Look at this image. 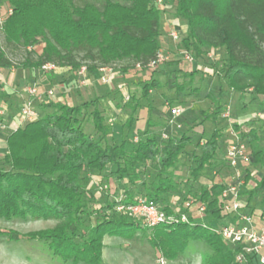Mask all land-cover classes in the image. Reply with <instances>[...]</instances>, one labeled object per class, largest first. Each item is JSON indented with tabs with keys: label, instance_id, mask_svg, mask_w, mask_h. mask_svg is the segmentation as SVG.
I'll return each instance as SVG.
<instances>
[{
	"label": "trees",
	"instance_id": "trees-1",
	"mask_svg": "<svg viewBox=\"0 0 264 264\" xmlns=\"http://www.w3.org/2000/svg\"><path fill=\"white\" fill-rule=\"evenodd\" d=\"M9 1L12 11L2 23L7 42L32 47L43 38L44 46L36 59L28 57L15 63L0 42V70L41 68L50 62L75 72L82 65L93 71L100 65H112L111 62L124 59L133 62L124 71L138 63L145 69L161 49V11L149 0H126L129 3L106 0L102 7L78 0ZM174 1L177 15L188 22L186 46L194 48L195 59L202 60L207 58L206 52L223 48L226 84L235 91L252 90L261 96L260 111L264 110V0ZM81 47L85 54L80 58L76 51ZM159 87L157 80L147 83L145 95ZM206 96L212 103L201 111L200 123L216 124L224 112L223 103L212 92H207ZM57 98L47 101L42 113L35 108L37 119L26 122L6 137L5 159L9 167H0V217L30 215L60 221L52 228L27 234L0 228V235L10 240L22 237L46 240L56 253L72 258L74 263L104 264L106 234L127 236L144 226L138 218L117 211L119 203H134L140 197L128 194L92 208L85 195L89 175L103 173L112 166L108 174L128 175L136 180L139 178L136 167L150 161L157 163L158 180L148 185V197L143 198L155 201L169 214L188 212L186 203L190 199L184 209L161 202L178 186V179L171 177L170 170L192 143L193 135L186 132L169 137L148 135L136 143L121 135L120 139L109 142L108 135L114 124L107 122L97 99L72 105ZM91 106L92 128L100 134L99 138L84 127L83 116ZM137 109L138 106L131 107V115L125 121L130 129ZM261 127H264L262 123L257 129L252 126L244 133V138L240 137L249 146L253 166L264 164ZM222 136V129L215 128L202 142L201 152L193 155L191 174L194 179L213 165ZM225 185L217 182L197 195L195 201L207 207L203 219L189 216L188 222H165L148 227L152 233L151 244L173 260L187 249L191 239L201 238L214 252L208 264H238L235 257L240 247L225 242L220 233L212 229V226L222 225L219 220L225 214L221 196ZM251 193H264V174ZM188 198L193 199L191 195ZM262 204L264 207V195ZM246 211L253 214L248 204ZM92 217L95 223L89 225ZM246 264L260 263L251 256Z\"/></svg>",
	"mask_w": 264,
	"mask_h": 264
},
{
	"label": "rangeland",
	"instance_id": "rangeland-1",
	"mask_svg": "<svg viewBox=\"0 0 264 264\" xmlns=\"http://www.w3.org/2000/svg\"><path fill=\"white\" fill-rule=\"evenodd\" d=\"M78 1L82 3L92 2L101 7L106 2V0ZM114 1L129 3L126 0ZM149 1L152 6L155 4L161 11L160 45L161 49L171 55L170 60L154 71L136 67H131L124 71L128 65L133 63L130 59L111 62L115 71L109 76L108 83L103 84L100 82L98 69L89 72L91 79V84L89 85L101 89L97 92L96 88L90 89L89 85H82L80 82L71 83L73 79L61 80L60 75L65 71L63 70L64 67L59 68L56 72L45 71L42 68H7L0 70V167H9L5 159L7 135L27 122L20 117L23 106L31 103L37 108L39 113H42L44 112L43 105L51 99L63 96L68 103L75 105L77 104L75 100L67 99L72 97V93L80 92V95H82V91L91 90L89 100L97 99L96 102L98 104H100L99 95L103 94L104 96H109L108 98L115 105L119 103L123 108L141 106L139 110L145 108L150 113L153 111L155 115L158 114L154 110L152 103L155 101L156 104L159 103V108H157L159 118L165 121L162 124L164 128L160 132H157L159 129H149L144 134H138L134 129L127 127L125 122H118L112 126V131L108 135L109 142H112V139H120L121 135L122 137H128L134 143L148 136L146 134L169 137L180 136L186 132L193 135L192 143L187 145L180 154L175 168L170 170L171 177L178 179V186L164 197V201L161 202L162 205L170 204L173 207L184 209L185 203L190 199L189 201H193V203H191L192 208H188V216L193 219H203L204 214L201 215L197 209V201H195L198 199L197 195L202 189L211 187L217 182L229 181L237 182L243 203L248 205L251 203L250 208L253 212H255L254 210L261 211L260 207H262L264 193L253 195L251 192L264 174V164L253 166L252 164L240 163L237 168H232L228 163L226 152L230 143L238 137L244 138V133L252 126H255L256 129L260 127L261 120L257 118V113L262 107L263 98L257 96L252 90H246L241 93L231 89L226 84L223 77V65L226 61V54L223 49L221 51L206 52L207 58L196 60L194 64L173 60L175 57H180L184 50L193 52V55L195 53L192 46L189 48L186 46V40L189 37L188 22L185 18L177 15L174 0H163L161 3L158 0ZM11 11L12 5L10 1L0 0V42L4 50L15 63H21L28 57L36 59L44 46L43 38H40V43L32 47L7 42L2 23ZM171 29H179L178 39L173 40L169 37ZM76 52L80 58L85 54V50L82 47ZM209 53H211V56ZM174 62L178 63L174 64ZM204 69H209L208 71L213 73L210 74ZM153 72L158 73V79L149 74ZM191 73L194 74L191 75ZM62 77L64 76L62 75ZM153 80H157L160 83V87L149 90L148 94L145 95V85ZM30 83H38V95L30 96L24 91V87ZM77 84H79V88L76 87ZM70 87H72V90L69 89ZM112 87L114 89L108 91ZM49 89H54V95H48L47 91ZM207 92L215 93L223 103L224 110L229 108L231 113L229 119L221 117L216 124L211 122L200 123L201 109L208 107L212 103L206 96ZM151 95L154 96L153 99ZM104 96H101V98ZM174 107H182L181 115L172 117L171 109ZM92 109L93 106L85 110L83 116L84 127L87 132L93 131L96 138H99L100 134L92 128L90 116ZM137 112L135 113L136 118ZM126 115L121 113L118 117L125 119ZM120 121H122V118ZM133 127L134 123L131 128ZM217 127L223 131V136L220 138V149L216 152L221 158H215L213 165L207 167L199 178L194 179L191 174V170L194 167L192 157L194 154L201 152L202 142ZM262 130H264V127H261L259 132L261 133ZM260 143L264 147V140ZM136 169L139 175L136 180H131L128 175L123 177L118 174L115 175L113 172L108 175L103 173L89 175L90 182L85 195L90 207H100L103 203L124 198L128 194L133 195L135 198L148 197V185L158 180L157 163L156 161H150L145 165H138ZM193 193H195V196ZM190 195L193 199L188 198ZM59 221V219L54 217L45 219L30 215L26 218L0 217V228L13 229L22 234H27L52 228ZM94 223L95 217L88 220L89 225ZM150 235H152L151 229L145 226L127 236L120 237L106 234L103 238L102 256L104 264H208V258L214 253L206 241L201 238H195L189 241L187 249L183 253L170 260L164 256L160 249L155 248L151 244ZM0 264L85 263H74L72 258H65L56 253L50 247L49 241L46 240L27 237H22L20 240H10L4 235H0Z\"/></svg>",
	"mask_w": 264,
	"mask_h": 264
},
{
	"label": "built area",
	"instance_id": "built-area-1",
	"mask_svg": "<svg viewBox=\"0 0 264 264\" xmlns=\"http://www.w3.org/2000/svg\"><path fill=\"white\" fill-rule=\"evenodd\" d=\"M158 2L161 3L163 0H158ZM178 31L179 29H171L169 31V37L173 40L178 39ZM209 55L211 56V53H209ZM181 57L186 62L193 64L196 62L194 55L187 50L182 51ZM170 58L171 55L168 52L160 49L156 58L152 60L145 69L154 71L160 65L170 60ZM136 67L138 69L142 68L140 63H138ZM41 68L45 71L56 72L59 68L63 67L49 62L44 64ZM97 69L100 74V82L103 84L108 83L109 76L114 72V66L110 64L100 65ZM208 70L209 69H206V71ZM76 74L82 85L91 84L89 70L86 65H82V67L76 71ZM24 91L30 96L38 95V83H30L26 85ZM47 92L50 96L54 95V89H49ZM181 113L182 107H174L171 109L172 117H177L181 115ZM230 116L231 113L229 108L225 109L222 118L229 119ZM20 117L27 122L34 121L37 119L38 113L34 105L29 103L22 107ZM257 118L261 120V123L264 126V110L257 113ZM226 156L228 163L232 168H237L240 163L248 165L251 161L249 146L240 137L230 143L227 148ZM225 184L226 185L221 194L224 199L222 212L226 215L231 214L234 221H229L218 226H212V229L220 233L225 242L240 247V250L235 257V261L238 264L248 263L251 256L256 257L260 264H264V225H256L254 214L246 211V204L241 200V191L237 182H228ZM191 203H193V201H188L186 203V206L189 209L192 208ZM197 209L202 215L206 212L207 207L205 204L198 202ZM117 211L138 218L144 226L149 228H153L154 226L165 222H188L190 219L187 213H182L180 215L174 213L169 214L166 211L161 210L155 201L143 197L138 198L134 203H119L117 205Z\"/></svg>",
	"mask_w": 264,
	"mask_h": 264
},
{
	"label": "crops",
	"instance_id": "crops-1",
	"mask_svg": "<svg viewBox=\"0 0 264 264\" xmlns=\"http://www.w3.org/2000/svg\"><path fill=\"white\" fill-rule=\"evenodd\" d=\"M217 50L221 51V48L220 49H217ZM214 51H216V50H214ZM224 53H225V50H224ZM173 60L180 61V62H183V63L186 62L185 60L182 59L181 56L180 57H175V58H173ZM63 70H65V71L62 72L61 75H60L61 80H63V79L64 80L73 79L71 81V83H73V82L74 83H78L79 82L78 77H77V74H76L75 71H71V68H69V67H64ZM204 70L206 71V69H204ZM206 72H210V71H206ZM149 74L150 75H153V77L155 79H158L159 78L158 77V73H154L153 72V73H149ZM210 74H212V73L210 72ZM62 75L64 77H62ZM94 83L97 84L95 81H94ZM115 84H113V86H115ZM91 86L89 85V88L90 89L91 88H96V87H91ZM76 87L79 88L80 87L79 84H77ZM125 88L127 89V87H125ZM69 89L72 90V87H70ZM113 89H114V87H112L111 89L109 88V90L108 89L107 90L108 91H111ZM155 89H158V88H155ZM95 90L97 92H99L101 89L100 88H96ZM90 92H91V90L90 91L89 90L88 91L87 90L86 91H82V95H80L81 94L80 92H77L76 94L75 93H72V97L71 98H67V99H69V100H75L77 102V104H75V105H78V104H81V103H83L85 101H89V99H90V97H89L90 96ZM84 96H87V97H84ZM101 96H104V95L103 94H100L99 95V97H100V104H99V106H100L101 110L104 112L105 117H106V120H107L108 123L115 124V123H118V122H121V123L122 122H125V120H127L128 117L131 115V108H128V107H124L123 108V107H121L122 105H120L119 103H116V105H115L114 103H112V101L110 100V98H108L109 96H104L102 98H101ZM151 96H152L151 98L153 99L154 96L153 95H151ZM110 97H112V96L110 95ZM57 99L64 100L65 97L60 96ZM158 104H156V101L154 103H152V106L154 107V110L157 112L158 115H155V113H153V111H152V113H150L145 108H142L141 110H139L141 108V106H139L138 109H137L138 112L136 114L137 115V118H136V120L134 122V127L132 128V130L134 129V131H136L138 134H144V132H148L149 129L150 130L159 129V131H157V132H160L161 129L164 128L162 124H164L165 121H162V119L159 118L160 116H159V112L157 110V108H159V105ZM209 107H210V105L208 107H206V108H202L201 111L202 110H206ZM128 112H129V115H128ZM121 113L122 114H127L125 116V119L123 117H118ZM121 118H122V121H120ZM150 120H152V121L150 122ZM160 122H162V123H160ZM210 122L211 121H209V122L206 121V123H210ZM259 134H260L261 137L264 136V130H262L261 133H259ZM146 135H149V134H146ZM174 136H178V135H174ZM218 149H220V146H219ZM215 158L216 159L217 158H221V156L218 155V154H216L215 155ZM215 158H214V160H215ZM174 168H172V169H174ZM111 170H112V166L106 168L105 171H103V174H108L109 171H111ZM228 182L229 181H221L220 183H228ZM249 205H251V203H249ZM260 209H261V211L260 210H254L255 212H253V214H255V216H254L255 223L258 226L264 225V207H263V204H262V207H260ZM219 221H220L221 224H225V223H227L229 221H234V218H233V216L231 214L230 215L224 214V217H222Z\"/></svg>",
	"mask_w": 264,
	"mask_h": 264
}]
</instances>
